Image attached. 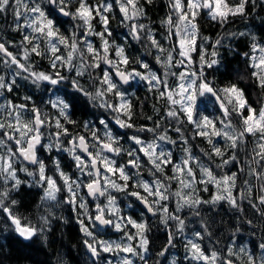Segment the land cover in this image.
Segmentation results:
<instances>
[{
    "label": "flooded vegetation",
    "instance_id": "flooded-vegetation-1",
    "mask_svg": "<svg viewBox=\"0 0 264 264\" xmlns=\"http://www.w3.org/2000/svg\"><path fill=\"white\" fill-rule=\"evenodd\" d=\"M38 1L39 8L33 14L39 19L28 26L50 33L80 32L84 39L47 43L51 49L44 62L37 55L32 57V52L26 50L20 51L22 62H19L15 52H11L7 46L12 55L7 58L12 64L8 65L6 89L1 93L12 92L16 65L22 71L21 91L27 95V99L19 105L7 103L0 106V113L6 112L4 116L9 118L8 123L0 120V139L3 140L0 157L5 159L0 165V180L7 182L0 186L1 208L10 221V217L19 221L10 210V207L17 206H20L21 217L26 222L35 211L42 219L70 214L88 240L85 242L86 248L91 245L99 252L97 262L104 263L106 257L95 246L96 239L90 238L86 224H91L107 237L118 223L121 236L134 241L137 264H179L178 258L187 259L189 249L188 206L183 201V181L188 174L187 154L170 153L169 149L156 145L159 142L156 137L162 139L164 134L169 135L167 129L144 134L140 129L131 127L124 114L128 100L122 92V89H127L138 95L141 82L167 87L168 78L163 79L162 71L147 57L142 62L147 67H142L134 42L126 44L104 40L97 43L89 40L87 33L92 27L88 23L82 24L80 16L85 14L89 17L91 11L78 10L82 0ZM89 21L86 18V22ZM135 28L132 25L131 35L137 39V43L140 40L135 35ZM14 44V41L10 42V45ZM127 45L133 46V50L130 51ZM167 61V58L163 61L165 69H168ZM147 69L149 72H146ZM117 72L126 73L131 85L120 84L115 77ZM177 85L174 82L169 93L171 102ZM98 94L100 96H96ZM29 96H33L34 105H28ZM122 102L125 104L121 105L120 111ZM218 106L222 109L221 105ZM165 109L170 117H175V124L181 122V117L184 118L182 112L180 117L176 107L171 104ZM18 115L22 119L20 125L14 120ZM36 118H39L38 123ZM37 134L41 143L36 148V164H27L21 158L20 150L26 149ZM141 138L152 142L153 151L146 153L141 150L138 142ZM81 140L86 141L89 156L99 161L103 195H96L93 201L88 197L87 187L96 179L89 156L79 149ZM180 143L185 142L177 140L176 144ZM107 147L112 151L109 152ZM104 157L111 162V168ZM77 159L81 161V192L86 201V211L91 212V223L85 222L84 207L80 202H75L65 181L68 179L70 185V180H76L74 173L80 170V167H76ZM13 162H16L15 166ZM130 163H134V167L130 168ZM233 171L231 167L229 175L235 173ZM131 173L135 174L134 181L138 186L132 195L126 190ZM110 196L118 204L117 222L112 220L104 206ZM24 200L27 201L26 205L23 204ZM141 200L149 204L152 215L140 205ZM101 213L111 222L110 227L103 228L96 223ZM21 226L32 231L26 239L30 240L36 233L35 229L29 224ZM87 251L92 258L88 248Z\"/></svg>",
    "mask_w": 264,
    "mask_h": 264
},
{
    "label": "trees",
    "instance_id": "trees-1",
    "mask_svg": "<svg viewBox=\"0 0 264 264\" xmlns=\"http://www.w3.org/2000/svg\"><path fill=\"white\" fill-rule=\"evenodd\" d=\"M225 1L229 8L241 7V13L218 22L210 19L203 11L195 19L198 32L197 47L196 51L191 53L192 60L188 61L194 65L192 70H201V74L197 72L200 93L202 86L209 87L224 104L226 92L235 89L241 93L245 102L242 109L244 116L248 114V110L260 113L264 109V67H258V59L260 53L264 52V0ZM38 3V0H0V43L6 49L9 46V50L15 52V58L19 62H22L20 51H30L32 57L37 55L40 61L44 62L48 59L51 49L47 43L68 42L83 37L80 32L50 33L28 26L39 19L33 14L39 8ZM125 4L128 5L127 10L136 13L135 19L126 17ZM171 6L173 8V0H82L78 10L91 11L89 17L85 14L80 16L82 24L88 23L92 27L87 33L89 39L97 43L106 37L107 41L126 44L134 42L138 57L141 58L140 63L142 64L144 58L151 56L153 61L156 59L154 62L157 68L163 71L161 60L168 59L172 48L169 39ZM86 18L90 21L86 22ZM129 21H136L147 31L141 33L137 43V39L128 33ZM11 41L15 44L10 45ZM127 47L130 51L133 50V46ZM133 62L134 60L131 65ZM11 64L6 56L0 54V106L7 103L19 105L27 99V95L21 91L22 71L16 65L12 92L1 93V90L6 89L7 68ZM180 69L182 68L177 71ZM170 74L169 79L176 75L175 72ZM207 81H210V84ZM122 92L128 100L124 114L131 127L140 129L141 133H159L162 129H167V133L177 140L182 139L185 142V139H188L197 153L202 150L211 158V167L214 169L223 170L228 167L229 170V164H238L234 170L240 176L246 165L245 152H249L252 146L255 151L260 148L254 135L244 134L236 107H233V110L236 111L238 119L233 124L237 140H231L227 136L221 137L222 139L198 136L196 131H199V128L184 122L183 117L180 123L175 124V117L168 115L165 108L169 105L170 86L155 87L141 82L138 95L127 89H122ZM202 96L213 101L219 116H224L213 96ZM28 98V105H34L33 96ZM75 111L78 112V109ZM5 114L7 113H1L0 120L8 123L9 118L5 117ZM234 156L236 160L233 162ZM201 157L207 160V157ZM134 176L135 174L131 173L129 183L126 184V190L131 195L138 188ZM6 184L7 182L0 180L1 187ZM201 187H204V190L199 193V205L188 210V237L189 246L196 244L200 247L203 257L198 260L188 256L187 259L179 257V264H216V257L217 264H227L228 260L236 264H264V180L252 190L248 199L244 197L245 200L238 201L235 207H231L226 201L216 203L210 200V204L207 203L212 195V186L199 184L198 188ZM26 203L24 200L23 204ZM19 209L20 206L10 207L11 214L18 218L21 224L33 227L36 233L30 240L20 237L0 206V264H103L101 261L94 262L89 255L85 244L88 240L70 214L42 219L35 211L26 222L22 219Z\"/></svg>",
    "mask_w": 264,
    "mask_h": 264
},
{
    "label": "rangeland",
    "instance_id": "rangeland-1",
    "mask_svg": "<svg viewBox=\"0 0 264 264\" xmlns=\"http://www.w3.org/2000/svg\"><path fill=\"white\" fill-rule=\"evenodd\" d=\"M205 7L208 8V11L205 12L207 13V16L218 22L227 20L230 16L239 14L242 11L241 7L229 8L225 0H173V8L171 6L170 9L172 17H170L169 33L172 48L171 51H169L167 59L168 69H165L162 66V76L168 78L167 85L172 89L174 82L176 85L178 84L176 86V91L173 92L175 96L173 98L171 97L173 99L172 103L171 100H169V104H171L172 107H176V112L179 113L180 117L182 116L180 111L182 112L184 115V122L187 124H193L194 128H199V131H196L198 136L206 135L207 137L213 136L216 138L227 136L231 140L238 139L233 124L234 121L238 119L236 114L237 111L241 117L239 124H241V128L244 129V134L254 135L257 138V143L260 148H258V151H255L254 146H252L249 152H245L244 158L246 157V165L242 175L239 176V173L235 172V170L233 171L235 173L229 175L228 167L223 170L212 168L211 158L207 157L202 150H198L197 153L196 149L189 144L188 139H185V143L176 144L177 140L170 135L164 134L165 137H162V139L161 137L160 139L159 137H156L159 141L156 145L159 148L169 149L168 152H176L179 153V155L187 154L188 174L187 178L183 181V192L185 193L183 201L184 204L188 206V210L189 208H192V206L197 207L199 205V201L201 200L199 193L202 192L205 187L199 189V184H206V186L210 184L212 186V195L207 203L210 204L211 201L216 203L226 201L231 207H235L238 201L242 202L245 200L244 197L248 199L252 190L259 186L261 180H264V109L260 113L248 110V114L244 116L242 109L245 106V102L241 93L235 89H231L226 92V95H224L225 103L223 106L221 105V107H224V116H219L213 101H210L208 97L202 96L200 93L197 72L199 71L201 74V70H194L195 68L192 70L194 65L187 62L189 59L192 60L191 53L195 52L197 47L196 42L198 32L195 19L201 15ZM125 8L126 17L131 20L135 19L136 13L127 10V4H125ZM129 22L130 26L127 28L129 30L128 33L131 34L132 25H134V27H136L134 32H136V37L140 40L141 33H147L145 27L138 24L136 21ZM83 39L84 37L79 38V40ZM106 39H108V37H106ZM147 58L153 61L151 56ZM154 61H156V59ZM163 61L164 59L161 60L162 65ZM142 67H147V64L142 63ZM258 67L260 69L264 67L263 51L260 53L258 59ZM179 68L182 69L177 71ZM146 72H149L148 69ZM170 72L176 73L174 78L169 79L171 77ZM154 79L157 80V78ZM96 96L100 95L98 94ZM124 104V102L120 104V111H122L121 105ZM233 107H236L237 110H233ZM205 108H207V110H205ZM16 113L19 114L18 112ZM14 120L18 125H20V122L22 121L20 115L16 116ZM146 133L147 132L144 134ZM154 136H156V134ZM149 138L151 139V136ZM142 139L143 138L138 141L140 142L141 150L146 153L153 151L154 146L152 142L148 143ZM0 144H3V140L1 139ZM216 144L218 143L216 142ZM198 155L200 158H197ZM201 156L207 157V160L201 159ZM104 159L105 163L111 168V162L107 161L105 157ZM232 159L234 162L236 156L232 157ZM4 161L5 159L3 160L0 157V165H2ZM80 164L81 161L77 159L76 167H80V170H76L74 173V178H76V180H70V185L68 184V179H65V181L67 183L66 185H68V190L71 191V194L75 199V202H80V205L84 207L85 222L88 223L89 221L91 223V212L86 211V201L85 198L82 197L81 192L83 189V186L81 185L83 171ZM13 165L15 166L16 162H13ZM229 165L231 168L233 163ZM233 166L234 169H237L238 164ZM260 169H262V171H260ZM239 172H241V170H239ZM127 175L128 174L125 172V176ZM109 188H111L110 185ZM104 206L109 212L112 220L117 222L119 219V208L116 199H113V197L110 196V198L104 203ZM85 227L90 231V238H92V240L96 239L95 246H97L106 257L103 264H137L135 249L133 246L134 241L131 238V241H129L127 236H125V239H127L125 240L121 236V226L118 223L114 229L110 230L107 237L96 231L91 224H86ZM191 227L193 228V225ZM188 257L198 260L203 257V251L196 244H191L188 249ZM215 261L218 263L217 257L215 258Z\"/></svg>",
    "mask_w": 264,
    "mask_h": 264
},
{
    "label": "water",
    "instance_id": "water-1",
    "mask_svg": "<svg viewBox=\"0 0 264 264\" xmlns=\"http://www.w3.org/2000/svg\"><path fill=\"white\" fill-rule=\"evenodd\" d=\"M207 11H208V8L205 7L204 8V12H207ZM0 54L6 56L8 58L12 57L11 53L1 43H0ZM108 64L110 65V63H108ZM115 77H116V80L120 84H122L123 86L131 85V79L126 73L117 72ZM201 93L204 94V95L213 96L215 98L217 104L223 106V101L216 94V92L214 90H212L211 88L206 87V86H202L201 87ZM222 110H224V107H222ZM38 121H39V118H36V122L37 123H38ZM37 127L39 128L40 125L38 124ZM40 143H41V139H40V136L37 134L35 137H33L30 140L29 145H28V147L26 149L20 150V156L24 160L25 163H27V164H36V148L39 147ZM80 143H81L80 146H79L80 151L83 152L86 156H89V147L86 144V141L85 140H81ZM107 150L109 152L112 151L108 147H107ZM89 158H90V160L92 162V169L94 171L96 180H95V182H93L92 184H90L87 187V194H88L89 199L91 201H93L96 195L101 197L103 195V193H102V185H101V180H100L101 172H100V167H99V161L97 159H95L93 156H89ZM129 167L130 168L134 167V163H130ZM140 205L143 208L147 209L148 212L151 215L153 214L152 213V209L150 208L149 204L146 201L141 200L140 201ZM10 218H11V222L14 225L18 235L26 240L28 238L29 234H32L31 233L32 231H30L29 229H27L25 227H22L20 222L18 220L14 219L13 217H10ZM96 223L98 225H100L101 227H103V228H108V227L111 226V222L108 221L105 218L104 213H101L96 218ZM87 248H88L89 252L92 254L93 260L95 262H97L98 258L100 256L99 252L95 248H93L91 245H88ZM227 264H236V263L228 260Z\"/></svg>",
    "mask_w": 264,
    "mask_h": 264
},
{
    "label": "built area",
    "instance_id": "built-area-1",
    "mask_svg": "<svg viewBox=\"0 0 264 264\" xmlns=\"http://www.w3.org/2000/svg\"><path fill=\"white\" fill-rule=\"evenodd\" d=\"M207 82H209V84H210V81H207Z\"/></svg>",
    "mask_w": 264,
    "mask_h": 264
}]
</instances>
